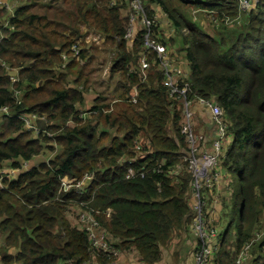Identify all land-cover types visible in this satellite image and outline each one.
Wrapping results in <instances>:
<instances>
[{"label":"trees","instance_id":"trees-1","mask_svg":"<svg viewBox=\"0 0 264 264\" xmlns=\"http://www.w3.org/2000/svg\"><path fill=\"white\" fill-rule=\"evenodd\" d=\"M128 1L15 0L10 15L0 7V108L8 109L0 122V169L7 161L18 169L58 147L46 161L1 179L0 264H120L128 253L131 264H159L173 237L182 245L193 233L183 103L169 95L153 52L141 80L145 30L131 45L124 38L128 19L121 9ZM142 2L154 20L153 37L185 65L187 98L212 100L223 111L218 166L224 187L213 264H234L264 233V0L228 24L223 17L237 15L232 0ZM152 6L170 21L167 39ZM80 21L104 36L102 45L83 41ZM87 93L96 94L93 104L81 109ZM27 114L37 116V134L25 127ZM85 175L93 176L89 185L76 187ZM65 177L74 179L66 190ZM86 213L118 256L91 244L78 226ZM183 249L178 261L189 252ZM247 264H264V235L251 246Z\"/></svg>","mask_w":264,"mask_h":264},{"label":"built area","instance_id":"built-area-1","mask_svg":"<svg viewBox=\"0 0 264 264\" xmlns=\"http://www.w3.org/2000/svg\"><path fill=\"white\" fill-rule=\"evenodd\" d=\"M232 1L237 5V15L234 20L224 16L222 21L225 24L238 20L241 13L253 10L258 2V0ZM127 9L129 12V23L127 24L124 38L128 43L131 45L137 33L141 30H145L143 37V47L145 51L140 57L141 80L144 79V76H146L145 72L150 67L148 55L153 52L156 54V58L159 61V67L164 76V85L167 87L169 95L173 97V99L183 103V133L185 134L188 143V152L184 155L182 160L186 163L187 169L192 174L190 208L192 209L194 216L191 218L192 222L190 224V229L194 233V236H196V245L192 253L193 264H213L214 255L218 248L219 229L214 225H212V227L210 226L207 215L203 213V208L205 206V191H211L215 183L218 184V181L221 178L218 161L222 156V146L226 139V124L223 119V111L219 105L212 100L198 97L193 101L187 98V72L177 65L173 61V58L169 56L168 46L153 37V29L151 28V25L154 23V20H150L147 17L143 8L142 0H129ZM136 22H138L137 26H135ZM214 22L216 24L219 23L218 20H214ZM71 49L73 55H78L79 49L76 45H73ZM9 79L12 82L17 81L16 75L13 73H10ZM136 99L137 90H134L131 93V100L135 102ZM195 105L205 109L211 116L214 137L211 142L210 150L205 149L204 136L200 134L196 135L192 130L191 108ZM0 112L2 114H8L7 107L0 108ZM36 118L37 116L35 114L22 116L26 129L33 131L34 134L40 132V129L34 123ZM135 149L139 151L140 146H136ZM133 175V169L129 168L127 171V178H131ZM140 175L142 176L143 172H140ZM2 177L4 176L0 172V185ZM92 177V175H85L81 181H78L75 184V186L84 187L85 185H83V181L89 178V181H91ZM73 181V178L68 179L65 177L62 179V186L66 190ZM192 197L194 199H192ZM80 218V222L83 223V229H85L87 236L94 247L98 249L101 248V250L105 251L107 255H119L117 250L113 249L108 244L105 231L101 229L98 222L92 216L86 213L82 214ZM263 235L264 233L256 234L255 238L246 244L235 257L234 264H247L246 261L250 256L251 246L255 241L261 239ZM108 264L117 263L113 262Z\"/></svg>","mask_w":264,"mask_h":264},{"label":"rangeland","instance_id":"rangeland-1","mask_svg":"<svg viewBox=\"0 0 264 264\" xmlns=\"http://www.w3.org/2000/svg\"><path fill=\"white\" fill-rule=\"evenodd\" d=\"M165 16L163 14H159V18H157L159 24H160V30L163 31V33H165L166 31H170V23L168 25H166V20L164 18ZM210 27V29H212V26L209 25L208 22H205L204 25H207ZM186 41L190 44V39L189 37H187ZM85 43H88V44H92L94 46H100V41L98 40H94L92 38H88L87 39V42ZM175 57L173 58V61L176 63L175 61ZM180 61V59H178ZM177 65L180 66V64L176 63ZM183 64V63H182ZM184 66V64H183ZM183 66H180L182 69L185 67ZM102 76L104 78H107L108 76V68L105 67L104 70L102 71ZM96 95V94H95ZM94 93H87L86 94V104H85V109L87 110L92 104H93V99L95 97ZM191 112H192V118H191V126H192V130L194 132V134L198 135V134H203L202 133V130L205 128V126L210 123V125H212L211 123V116L210 114L205 110V109H202L201 107L195 105L194 107L191 108ZM2 113L0 112V122H1V119H2ZM213 126V125H212ZM212 142V141H211ZM211 142H210V145L209 146H206L205 148L207 150H210L211 149ZM225 143V142H224ZM223 143V146L222 148L225 146ZM55 147V146H54ZM48 157V154L46 153H43V154H40L38 156H35L33 157L31 160H29L32 165H37L41 162H43L46 158ZM28 161V162H29ZM27 163V162H26ZM26 163H25V166L23 167H20L17 171H24V170H27L26 169ZM90 178L89 179H85L83 181V185H86L88 182H89ZM221 180L219 179L218 183H219V186H221ZM217 183H215L214 186H216ZM213 186V187H214ZM212 187V188H213ZM224 187V186H222ZM222 187L220 188V190L222 189ZM213 195L215 197H211L209 196L208 200L207 198H204V201H205V206L203 208V213L207 215V218L209 219V223H210V226L212 227V225L216 226L219 230H220V227H219V217L217 216V211H216V208H213L214 205H216V202H215V199H217V204L219 203L220 205V195L218 193H213ZM190 199H191V196H190ZM192 199H194L192 197ZM214 200V204H212L211 202H213ZM190 220H189V225L191 224V218H193V212H192V209H191V212H190ZM70 219L72 221V223H75L74 222V219H73V215L72 213L70 214ZM78 226L79 227H83V224L80 222L79 218H78ZM264 231V229H262ZM194 234H188V237L191 238L193 237ZM196 238V236H194ZM173 240L171 245L174 244L176 245L175 248L177 249L176 252H173L172 255L169 254L168 250L172 248L171 245H168L167 248H165L164 250L166 251L168 257H171L173 261H178V256H179V253L181 252L182 248H185V249H188L184 246V244L180 245V240L181 238H179L178 236L177 237H173ZM180 239V240H179ZM184 249V250H185ZM187 253V252H186ZM124 256V257H123ZM123 256L119 257L117 259V261L120 263V264H124L121 262V258H124L126 264H131L133 263V254L132 253H128V254H123ZM165 256V257H166ZM135 260H137V258H134ZM250 261V256L248 257L247 259V263H249ZM117 263V262H116ZM180 263V260L178 261V264ZM245 264V263H244Z\"/></svg>","mask_w":264,"mask_h":264},{"label":"crops","instance_id":"crops-1","mask_svg":"<svg viewBox=\"0 0 264 264\" xmlns=\"http://www.w3.org/2000/svg\"><path fill=\"white\" fill-rule=\"evenodd\" d=\"M113 1H115V0H110L111 3ZM0 7L1 8H5L7 13L10 15L11 13H13V11L17 7V5L15 4V0H0ZM152 7H153V11L155 12L156 19L159 18V14H163L165 16L164 18L166 20V25H168L170 23V21H169L168 17L163 13V10L159 6H152ZM128 14H129V12H128L127 8L121 9V16L122 17H126L128 19V23H129ZM137 25H138V22H136L135 26H137ZM79 26H80L81 30H83L84 33L86 34L85 38L83 39L84 42H87L88 38H92V39L97 40V41L99 40L100 41L99 45H102V43L104 42V36L103 35L94 32L91 28L88 27L87 24H85L82 21L79 22ZM162 33H163V31H162ZM171 33H172V30H171V27H170V31H166L165 33H163V35H165V38L167 39L171 35ZM180 66H183V65L180 64ZM85 104H86V102H85ZM81 109H85V108H81ZM202 133L203 134H200V135L204 136V145H205V147L209 146L210 142L212 141V139L214 137V128H213V126L210 125V123H208L205 126V128L202 130ZM54 148H55V150H54L53 154L52 153L51 154L47 153L48 157L44 161H46L52 155L56 154V152L58 151V147L55 146ZM8 164H9L8 161L5 162V164L3 165V168L0 169V172L2 173V175L4 177H7V176H12V175L18 174L19 171H17V170L19 168L18 169H12V168L8 167ZM23 166H25V163H23L21 167H23ZM33 166L34 165H32V163L30 161L26 163V169H30ZM220 180H221V178H220ZM90 182L91 181H89L85 186H88ZM213 189H214L215 193H219L220 192L219 183L216 186H214ZM224 194L225 193L222 192L223 196H224ZM211 197H215V196L211 195ZM204 198H207V200H208L209 197H208L207 193L204 194ZM215 202H216V205H214L213 208H216L217 216L219 217L220 211H221V205H219V203L217 204V199L215 200ZM211 203L214 204V200ZM191 234H193V233H191ZM181 237H184V236H181ZM184 241L185 242L183 244H184V246L186 248L189 249V252H188V254H186V256L184 255L185 259L180 261L179 264H193L192 253H193V248L196 245V238L193 236L191 238L185 239ZM171 246H172V248L168 250L170 255H172V253L175 250V245L173 244ZM183 251H185V250L183 249ZM166 255H167V253H166V251H164L163 252L162 261L159 264H178V261L175 262V261L172 260L171 257H168ZM120 260H121L122 263H125L124 258H121Z\"/></svg>","mask_w":264,"mask_h":264}]
</instances>
